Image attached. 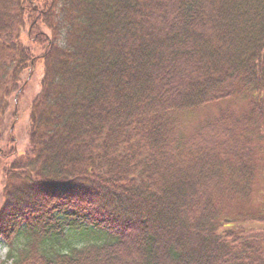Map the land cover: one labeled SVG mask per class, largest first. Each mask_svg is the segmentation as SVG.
Masks as SVG:
<instances>
[{
  "label": "trees",
  "instance_id": "1",
  "mask_svg": "<svg viewBox=\"0 0 264 264\" xmlns=\"http://www.w3.org/2000/svg\"><path fill=\"white\" fill-rule=\"evenodd\" d=\"M36 60L27 147H0V264H264V0H0V133Z\"/></svg>",
  "mask_w": 264,
  "mask_h": 264
},
{
  "label": "rangeland",
  "instance_id": "2",
  "mask_svg": "<svg viewBox=\"0 0 264 264\" xmlns=\"http://www.w3.org/2000/svg\"><path fill=\"white\" fill-rule=\"evenodd\" d=\"M27 42V41H26ZM34 53L39 51L35 45ZM42 63L36 60L32 65L30 72L27 75L26 81L19 95L11 103V111L14 113V119L8 120V125H11L9 130L2 131L0 133V147H3L5 140L9 137L13 139V145L17 152H22L27 147V132H28V116L29 108L32 99L38 93L40 89V81L42 77ZM228 109L232 110L234 114H242L248 110V104L242 98L232 99L230 101H223L216 105H210L204 108L192 111L189 114L182 116L180 120V129L184 135L192 134L200 125V123L206 119L214 118L220 110ZM255 127V123H257ZM245 135L250 141V146L254 152L256 163V171L254 184L249 199V206L252 207V211L260 210L264 207V115L261 119L254 118V126L248 127ZM11 156L5 158L0 157V204H1V189L3 180V169L7 166ZM6 247L0 238V261L4 258Z\"/></svg>",
  "mask_w": 264,
  "mask_h": 264
}]
</instances>
